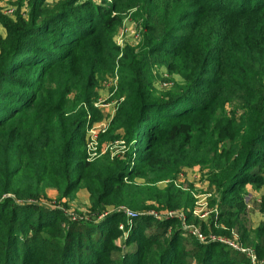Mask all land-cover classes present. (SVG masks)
<instances>
[{
    "label": "rangeland",
    "instance_id": "374dc122",
    "mask_svg": "<svg viewBox=\"0 0 264 264\" xmlns=\"http://www.w3.org/2000/svg\"><path fill=\"white\" fill-rule=\"evenodd\" d=\"M34 1L35 5L40 3L42 11L39 16L47 15L66 1H72L71 4L86 5L95 21L104 19L110 22L114 19L117 25L109 33L92 21L93 24L85 31L90 35L77 42L75 47L59 45L58 49L63 53L61 57L65 54L67 61H72L69 67L62 64L63 69L75 71L76 75L84 73L81 77L86 74L93 77L91 93L85 103L78 105L73 91L66 96L63 94L68 86L63 78L52 82L53 78L62 76V69L52 76L46 74L50 83L46 85L45 92L48 90L54 99L62 98L63 106L78 105L71 116L79 113L74 118L77 137L72 150L74 154L78 153L83 166L68 176H74L78 182L73 189L65 192L54 186L50 178L44 179L38 199L30 200L38 209L33 210L28 219L36 223L34 219L38 217L37 220L44 224L48 220L49 227L26 232V236L22 235L23 232L15 234L12 231L9 240L19 241L16 245H19L16 249L18 253L25 243L26 248L33 250V257L31 254L28 259H35V264H46L65 251V234L70 233L73 237L75 233V236L86 237V241L89 238L91 241H102L100 264H138L140 246H136L139 243L133 237L136 235L134 233H139L143 243L141 246L145 245L158 253V257L144 253L142 264L163 261L167 248L176 250L180 263L174 264H198L195 260L199 254L197 242L212 243L210 256L213 264H250L246 255L248 251H253L259 259L264 258V249H260L258 254L254 248L253 234L258 228L264 232V221L256 225L254 218L259 202L256 192L264 190V131L256 133L251 130L257 126L255 122L259 124L264 119V109H261V116H257L244 108L245 105L256 108L264 104V0H253L250 6L253 8L252 14L248 16L236 17L231 10L225 9L223 13L212 12L205 22L204 16L195 19L189 10L200 9V12L209 13L210 0ZM29 6L30 0L27 9H21L23 14L19 7L15 10L16 14L9 10L13 14L12 19L18 15L23 17H20L22 20H27ZM195 21L200 25L199 43L202 47L206 44L199 56L205 84L196 91L204 92L203 104L207 103L208 98L210 100L208 110L197 112L188 119L196 132L195 136L208 129L210 135L204 142L210 151L217 149L219 156L216 160L228 148L231 139L245 138L246 135L254 139L252 155L242 168L244 178L250 183L243 182V186L232 193L241 198L245 208L237 210L240 226L230 228L227 225L231 218L219 212L220 192L211 184L210 154L206 164L181 167L174 177L156 179L150 173H145L143 178L130 175L129 171L135 167L133 157L137 152L134 144L128 143L124 129L114 119L118 107L133 97L127 90L130 86L128 81L122 78V53L131 57L140 55L144 46L143 25L150 28L154 23H169L165 26L166 30L175 26L172 34L163 42V48L160 44L153 46L155 50L162 49L163 54L157 55L153 51L148 56L144 55L145 61L148 57H156L160 61L163 55L166 57L174 51L175 37L191 32ZM142 64L141 57L137 60V66ZM165 65L156 62L146 66L145 62V72L139 73V77L149 83L153 99L164 100L185 84L179 73L171 71L174 66L167 68ZM78 66H87V69H77ZM39 70L40 66H37L36 73ZM140 85L144 83L140 82ZM251 97L253 102L243 103L242 99L248 101ZM129 104L135 106V99H131ZM122 166L125 177L119 180L111 173L115 167ZM170 185L173 191H165ZM93 192L102 193L97 206L93 205ZM125 192L130 193L127 201ZM226 219L227 224L223 222ZM57 221L61 222L60 226L56 225ZM69 222L77 223V230L68 228ZM192 228L198 230L205 240H198L191 232ZM242 231L243 236H240ZM263 237L264 234L261 239ZM7 239L6 232L1 230L0 247ZM220 239L239 243L244 253ZM83 245L86 248L95 244L91 242L80 247L83 248Z\"/></svg>",
    "mask_w": 264,
    "mask_h": 264
},
{
    "label": "trees",
    "instance_id": "16d2710c",
    "mask_svg": "<svg viewBox=\"0 0 264 264\" xmlns=\"http://www.w3.org/2000/svg\"><path fill=\"white\" fill-rule=\"evenodd\" d=\"M28 2L29 0H26L27 5ZM70 2L72 1H66L47 15L39 16L42 11L40 3L35 5L36 1L30 0L27 20H22L23 17L20 18L18 15L12 19L14 17L8 18L0 14V23L6 31L5 39L0 42V231L4 229L8 236L7 242L0 247V264H35V259H28L31 254L33 257V250L26 248L23 243L18 253L16 249L19 245H16L19 241L9 240V236L12 231L15 234L23 232L22 235L26 236V232H36L37 228L43 226L49 227L48 220L44 224L37 220L38 217L34 219L36 223H33V219H28L31 218L29 214L38 209L30 200L38 199L45 178H50L54 186L63 192L73 189L78 180L74 176L72 178L68 176L83 166L78 153L74 154L72 150L74 139L77 137L74 118L79 113L71 116L79 104L87 101L93 86V77L91 74L81 77L84 73L81 74L80 70V74L76 75L75 71L63 69V65L69 67L72 61H67L68 57L65 54L61 57L63 53L61 54L58 48L60 44L69 48L75 47L77 42L87 37L88 33L85 31L93 24L92 21L97 23L95 26L109 33L117 23L114 19L110 22L104 19L95 21L86 5ZM252 4L253 0H210L211 10H207L209 13L200 12V9L196 11L190 9L189 12L195 19L204 16L205 22L212 12L223 13L225 9L231 10L236 17L248 16L252 14L253 8H250ZM39 17L41 18L38 19ZM166 25L169 23H154L150 28L143 25L144 46L140 55L131 57L122 53L123 62H120L121 69L124 70L122 78L128 81L130 86L127 90L133 97L118 107L114 119L119 127L124 129L128 143H133L137 152L133 157L135 167L129 173L141 178L145 173L152 174L156 179L174 177L181 167L189 164H206L210 154L211 184L220 192L219 212L231 218L230 224L227 225L229 228L235 227L240 222L237 210L239 208L242 210L245 206L241 198L233 196L232 193L241 188L243 182L250 183V180L244 178L242 168L252 155L251 144L254 139L247 135L245 138L231 139L228 148L216 160L219 156L217 149L210 151L204 142L210 135L208 129L205 128L204 132L195 136L196 132L188 119L197 112H205L210 106L209 98L207 103L203 104L204 92L196 91L205 84L202 80L199 56L206 44L202 47L199 43L200 25L195 21L191 32L175 37L177 42L170 55L166 57L163 55L160 61L156 57L155 59L148 57L145 61V54L148 56L153 51L157 55L163 54L162 49L155 50L153 46L160 44L163 48L165 45L163 42L172 34L175 26L166 30ZM141 57L143 64L137 66V60ZM145 62L146 66L156 62L166 63L167 68L174 66L171 71L182 76L184 86L164 100L151 98L149 83L139 77V73L145 72L143 68ZM37 66H40L38 73ZM61 69L62 76L53 78L52 82L57 78H63L68 84L63 94L66 96L72 91L75 92L78 105L63 106L62 98L54 99L48 90L45 92L46 85L50 83L49 75L46 74L52 76ZM77 69H87V66L83 68L78 66ZM140 82L144 85H140ZM131 99H135V106L129 104ZM247 100L242 99L243 103L247 104L254 99L251 97ZM244 108L249 110L250 114L255 112L257 116H261L264 104L256 108L245 105ZM263 120H260L259 124L255 122L257 126L251 130L256 133L264 131ZM124 170L123 166L115 167L111 174L122 180L125 177ZM173 189L170 185L165 191ZM101 194L93 192L94 206H97ZM129 194L125 192V201L129 199ZM224 208L226 210H223ZM227 220L223 222L227 224ZM60 223L57 221L56 225L60 226ZM14 226L17 229L13 230ZM68 228L77 230L78 224L69 222ZM261 230L258 228L253 233L257 253L264 249V237L261 239L264 232ZM134 234L136 235L133 239L140 244L136 245L140 246L138 264H142L141 257L144 253L158 257V253L147 249L145 245L141 246L143 243L139 233ZM240 236H243V231ZM86 239L82 235L75 236V233L73 237L70 233L65 234L63 238L67 244L65 251L60 252V257L46 264H100L99 249L103 248L102 241ZM91 242L95 245L80 247L81 244L87 245ZM196 245L199 249V254L195 257L197 263L213 264L210 256L212 243L197 242ZM161 253L163 255V251ZM174 263H180L176 257V250L167 248L164 260L158 264Z\"/></svg>",
    "mask_w": 264,
    "mask_h": 264
},
{
    "label": "crops",
    "instance_id": "0c3cea01",
    "mask_svg": "<svg viewBox=\"0 0 264 264\" xmlns=\"http://www.w3.org/2000/svg\"><path fill=\"white\" fill-rule=\"evenodd\" d=\"M19 7L20 13L23 14L22 10L27 9L26 0H0V14L6 17H13V14H10L9 10L14 13L16 8ZM6 37V31L3 25L0 23V42ZM256 192V191H255ZM259 197L258 212L254 216L256 225L261 221H264V190L256 192ZM252 194V193H251ZM258 201V200H255ZM261 215L263 218H261ZM262 223V222H261ZM257 228V227H256Z\"/></svg>",
    "mask_w": 264,
    "mask_h": 264
},
{
    "label": "built area",
    "instance_id": "2783aa9c",
    "mask_svg": "<svg viewBox=\"0 0 264 264\" xmlns=\"http://www.w3.org/2000/svg\"><path fill=\"white\" fill-rule=\"evenodd\" d=\"M191 232L194 234V236H196V238H198V240H200V241L205 240V238L202 237V234L198 230H196L195 228H192ZM220 241L223 243L225 242V243L231 245L233 247V249H235V250H239L243 253L245 251L239 243L238 244H236L235 242L231 243V242H228V241L223 240V239H220ZM246 255L248 257L250 264H264V258L259 259L253 251H248L246 253Z\"/></svg>",
    "mask_w": 264,
    "mask_h": 264
},
{
    "label": "bare ground",
    "instance_id": "6f19581e",
    "mask_svg": "<svg viewBox=\"0 0 264 264\" xmlns=\"http://www.w3.org/2000/svg\"><path fill=\"white\" fill-rule=\"evenodd\" d=\"M28 205V204H27Z\"/></svg>",
    "mask_w": 264,
    "mask_h": 264
}]
</instances>
